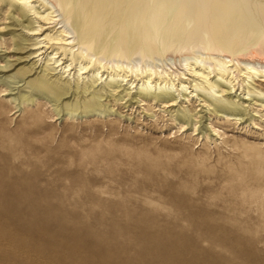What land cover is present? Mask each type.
I'll use <instances>...</instances> for the list:
<instances>
[{
	"label": "rangeland",
	"instance_id": "obj_1",
	"mask_svg": "<svg viewBox=\"0 0 264 264\" xmlns=\"http://www.w3.org/2000/svg\"><path fill=\"white\" fill-rule=\"evenodd\" d=\"M11 14L0 0V264H264L263 96L233 98L236 119L216 110L236 96L227 88L206 95L217 104L195 96L176 109L131 107L139 89L102 81L83 94L89 80L70 77L80 94L59 110L98 92L104 105L58 117L28 83L66 76L16 52ZM163 68L188 74L179 59ZM20 69L33 71L19 81ZM23 94L34 103L14 102ZM184 109L197 132L189 121L181 131Z\"/></svg>",
	"mask_w": 264,
	"mask_h": 264
},
{
	"label": "bare ground",
	"instance_id": "obj_2",
	"mask_svg": "<svg viewBox=\"0 0 264 264\" xmlns=\"http://www.w3.org/2000/svg\"><path fill=\"white\" fill-rule=\"evenodd\" d=\"M8 5L18 16L10 15L14 26L21 28L16 52L47 61L51 65L48 74L59 75L60 81L66 76L62 83L51 82L47 75L28 83L33 92L56 104L58 117L62 112L77 113L80 106L85 114L102 111L100 99L105 96L99 92L82 104L69 100L59 110L62 101L73 94H87L102 81H108L109 88L139 89L138 97L127 99L125 105L152 100L164 109L188 103L195 96L207 104L211 99L206 95L227 88L230 96H236L216 110L236 119L241 113L239 103L232 104L233 98L264 97V0H8ZM177 59L184 62L188 74L163 68ZM27 69L17 71L15 79L23 81L33 71ZM213 73L216 81H212ZM70 77L88 79L91 86L74 90ZM130 95H118L116 102L123 103ZM16 101L18 105L34 103L24 94ZM211 102L217 104V100ZM180 114L181 131L189 121L197 132L199 126L190 121L189 112L184 109Z\"/></svg>",
	"mask_w": 264,
	"mask_h": 264
}]
</instances>
